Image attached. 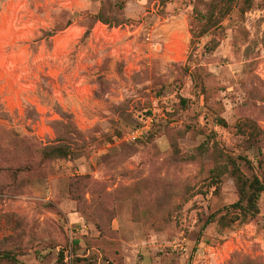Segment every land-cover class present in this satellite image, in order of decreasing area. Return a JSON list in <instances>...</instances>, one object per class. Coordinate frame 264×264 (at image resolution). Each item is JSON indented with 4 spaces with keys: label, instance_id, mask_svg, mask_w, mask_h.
<instances>
[{
    "label": "rangeland",
    "instance_id": "1",
    "mask_svg": "<svg viewBox=\"0 0 264 264\" xmlns=\"http://www.w3.org/2000/svg\"><path fill=\"white\" fill-rule=\"evenodd\" d=\"M210 1L0 0V250L17 260L0 264L69 247L74 264H264V194L236 221L231 181L210 179L222 156L264 161V0L201 36ZM59 144L71 157L40 166Z\"/></svg>",
    "mask_w": 264,
    "mask_h": 264
},
{
    "label": "trees",
    "instance_id": "2",
    "mask_svg": "<svg viewBox=\"0 0 264 264\" xmlns=\"http://www.w3.org/2000/svg\"><path fill=\"white\" fill-rule=\"evenodd\" d=\"M158 1L162 5H165L170 0H153ZM239 0H211L207 3L206 13H201L196 10V17L203 23L202 31L199 35H205L214 29H218L221 23L233 12L237 7ZM244 3L247 8L243 9L242 12H247L251 7V0H245ZM118 16L114 18L113 23L115 27L126 25L128 20L124 15V7L122 4L118 7ZM73 17H66V21L57 26L54 31L49 35L53 36L56 32H60L70 27L73 23ZM97 19V18H95ZM99 21L104 24L113 26L112 22L101 18ZM216 42L214 40L210 41L206 47L210 46V52L216 49ZM240 132L247 136L248 141L251 143L258 142L259 137L262 135L261 130L254 122L242 123L239 127ZM16 148H20V145L16 143ZM1 150V148H0ZM71 157V151L69 146L56 145V146H46L41 147L39 150L40 166L45 165L49 162L58 159H69ZM223 163L218 164L215 168L210 171V179L212 184L215 185L216 195H219L222 191V187L225 184L224 178H228L232 187L234 188L237 201L225 208L227 214L235 215V220L237 219H249L253 220L260 214L259 201L264 194V179L262 177V169L264 166L263 160H257L255 162L248 160L244 156H222ZM243 168H246L251 174L248 176L244 173ZM32 170L31 163L25 164V166H19L15 169L9 168L8 172L12 173V177L16 178L20 173L30 172ZM77 244V242H75ZM7 261L11 263H16V257L11 251H1L0 250V262ZM64 261V260H63Z\"/></svg>",
    "mask_w": 264,
    "mask_h": 264
},
{
    "label": "built area",
    "instance_id": "3",
    "mask_svg": "<svg viewBox=\"0 0 264 264\" xmlns=\"http://www.w3.org/2000/svg\"><path fill=\"white\" fill-rule=\"evenodd\" d=\"M141 128H138L136 131L132 133L134 137H137L138 135H141ZM64 263L65 264H74V257L71 252V248L69 247L64 254Z\"/></svg>",
    "mask_w": 264,
    "mask_h": 264
}]
</instances>
